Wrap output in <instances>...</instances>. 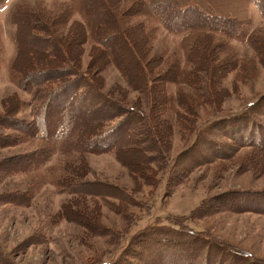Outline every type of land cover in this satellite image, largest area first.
I'll use <instances>...</instances> for the list:
<instances>
[{
    "label": "rangeland",
    "instance_id": "obj_1",
    "mask_svg": "<svg viewBox=\"0 0 264 264\" xmlns=\"http://www.w3.org/2000/svg\"><path fill=\"white\" fill-rule=\"evenodd\" d=\"M177 1L180 5L186 2ZM210 1L221 15L236 10L234 15L239 16L240 22L244 17L237 0ZM85 2L84 8L89 15H103L101 0ZM113 2L127 15L133 0ZM68 4L69 0H5L0 7V137L16 141L13 145L0 147V201L10 198L13 191L21 190L29 199L28 205L0 203V250L10 260L6 264H106L119 255L113 264L122 261L124 264H231L229 253L224 252L228 250L219 251L216 244L186 242L183 247L188 251L182 253V242L177 245L184 236L181 233L207 230L219 240L216 242L232 244L264 260V215L251 212H264V168L244 171L247 149L241 148L239 143V139L245 138L242 132L260 140L259 135L264 130V66L258 62L253 47V44L264 47V18L259 11L258 17H250V23L220 24L221 32L217 35L229 37L226 38L232 48L222 49L217 41H213L212 54L210 51L204 53L201 47L195 51L182 47L179 40L189 29L184 28L189 24L188 20L171 21L165 9H153L155 18L152 21L141 16L140 21L146 22L148 35L146 43L140 41L137 44L146 63L154 70V80L149 77L150 84L156 85L153 100L137 90L142 87L143 77L122 40L116 36L112 38L108 58L95 53L91 41L83 44L79 51L76 43H69L71 54L80 63L82 71L89 66L92 72L96 71L103 82L101 94L109 93L112 97L109 101L122 108L120 113L141 112L146 117L145 122L138 124L141 132L138 130L131 138V147L141 145L144 152L119 154L120 159L112 152L87 153L84 157L87 168L81 175L77 172L73 177L74 181L86 182L84 188L54 184L58 179L68 178L66 170H70L66 167L71 166L72 170L81 165L76 151H50L48 161L38 168L34 177L22 172L24 166H31L33 151L39 147L40 153L43 150L39 139L28 141L22 130L32 120V112L42 110L48 101V93L44 97L38 86L12 76L10 72L17 51L13 12L17 9L22 24L23 49L28 45L27 23L32 19L31 14H35L46 28L49 24L56 37L68 32L72 41H79L82 36L76 34L77 30L73 32L77 29L73 22H80L78 15H70L68 21L64 17V12L69 10ZM146 6L150 8L149 4ZM25 11L28 14L24 16ZM252 32L257 44L255 38L252 43L248 40ZM44 39L48 41V37ZM25 52H21V61L26 60ZM208 55L211 67L221 68L218 61L224 58L236 62L240 68L236 66L231 70L232 65L220 80L213 73L206 75L201 69L193 73L194 67H201V61L202 65H207ZM109 58L126 70L131 79L135 76V90ZM169 67L186 68L194 80L180 86L168 82L163 74ZM209 83L216 92L213 100L208 97L206 85ZM19 85L26 86L27 90ZM161 88L165 92L161 93ZM177 90L189 95V102L181 105L177 101L173 105L165 103L163 96H174ZM13 97L22 102V107L15 116L18 122L8 127L3 124L6 114L2 103ZM70 104L61 103L55 107L61 115L46 126L50 132L60 128L59 121L66 117L73 115L72 121L75 120L78 109L73 110ZM5 105L8 107L9 103L6 101ZM97 107L98 104H94L89 112L95 113ZM103 108L96 114H106L114 109ZM245 115L253 120L247 128L243 126ZM130 117L127 115L128 119ZM120 119L122 117L109 121V126L117 125ZM234 121L240 123L234 125ZM71 127L69 124L68 128ZM203 137L205 139L200 142ZM236 149L239 150L237 157L215 159L217 154L231 155ZM213 151L217 153L215 156H212ZM198 158H201L200 164L186 169ZM38 160L36 158L32 164ZM10 164L17 165L15 172L3 177L1 169ZM46 165L51 169L45 168ZM242 207L246 209H239ZM164 230L173 233L164 236L160 234ZM131 237L132 241L129 240ZM201 237H205L204 233ZM211 249L219 251L212 258L208 254L213 251Z\"/></svg>",
    "mask_w": 264,
    "mask_h": 264
},
{
    "label": "trees",
    "instance_id": "obj_2",
    "mask_svg": "<svg viewBox=\"0 0 264 264\" xmlns=\"http://www.w3.org/2000/svg\"><path fill=\"white\" fill-rule=\"evenodd\" d=\"M4 2L5 0H0V7ZM101 2L103 4V15H89L87 10L84 8L86 4L85 0H69V4L67 5V8L69 10H66L64 12V17L68 21L70 15L74 13L78 15L80 22H73V24L77 26V29H74L73 32L75 33L77 30L76 34L80 33L82 37L79 41H72V38L69 36L70 33L68 32L63 36L61 35L60 37H56L49 24L47 30L45 25L41 23V20L35 14H31L32 19L27 23L29 34L26 38V43H28V45L26 44L24 46V49L22 47V35L20 33L22 24L18 19L16 8V10L12 14V22L16 25L15 43L17 51L11 63V75L17 78H22V80L29 82L30 85L38 86L44 92V97L48 93V101L44 103L42 110H34L32 112V120L26 123V126L22 130V134L28 137V141H31V139H39L41 147L43 148L42 153H40V147L33 151L34 153L32 152L33 156L30 161L31 166H24L22 172L28 173L30 177H34V175L38 171V168L45 161H48V158L50 157V151H76V155L79 158V161H81V165H79V167H74L72 170L70 169L71 166L66 167L65 165V167L71 172L66 170V172L68 173V178L58 179L57 181H55L54 184L57 186L70 187L71 185H81L84 188L86 187V182L81 183V180L74 181L73 177L77 176V174H75L77 172L81 175L82 171L87 168L86 164L84 163V157L85 155H87V153L112 152L118 159L120 157L119 154H136L138 153V151L141 153L144 152L141 145H137L134 148L131 147V138L135 136V134H137L135 132H138V130L139 132H141L138 124L146 121L145 115L141 112L140 114H142V116L137 112L133 114L126 112L125 114L120 113L119 109L122 108L118 104L109 101L110 98H112L110 95H108L109 93L106 96L101 94V91L103 89V82H100L101 79L95 74L96 71L95 73L92 72L90 70V66L82 71L80 63H78L75 60V56L71 54L69 43H76L78 45L79 51L80 47L83 44L91 41L93 43L92 48L94 52L98 53L100 56L102 55L108 58L110 57L108 55V52L110 47L112 46V38L116 36L118 40H122L130 50L143 77L142 87H137V90L144 93L147 98H151V100H153L154 97L152 93L153 91H156V89L154 88L156 85L154 86L153 84H150L149 77L151 78V80H154V70L153 67H150L148 63H146L141 48L137 44V42L140 41H143L145 43L147 42L148 33L145 24L146 22L140 21L141 16H144L149 21H152L155 18L153 16V9H156L158 11L160 9H165L171 21L177 20L178 18L188 20L189 24H185L184 28L189 29H187V31H185V33L181 35L179 40L180 44L183 45L182 47H184L185 49L188 48L189 51H195V48L201 47L204 53H209L210 51L209 54H212L213 41H217L222 46V49L231 50L232 48L229 45V41L227 39L229 37H227L226 35L225 36L227 38L217 35V33L221 32L220 24L225 22L234 24H245V22H251L250 18H243L240 22L238 17L232 14L233 12H231L230 14L221 15V13H219L215 9L210 0H186V2L181 5L177 0H156L153 2H151V0H133L130 5L132 7L129 6V9L127 10V15L122 13L121 10H118V7H116L117 4L113 2V0H101ZM252 3H254L257 11H259V13L264 18V0H253ZM146 4H149V9L147 8ZM130 9L132 10L131 12ZM25 14L28 13L25 11L22 15L25 16ZM187 14L190 17L189 19H187L188 16L186 17ZM232 15L234 17H230ZM46 37H48V41L44 39ZM254 38V43H256V36L254 37V34L252 32L248 39L249 42H251V40L253 42ZM257 42L260 44L259 38L257 39ZM30 47L32 48L29 49ZM141 47L143 48V46ZM253 47L256 50L258 62L264 66V60L262 61V58L264 59V47H261V45L255 46L254 44ZM22 50L26 51V60L24 61H21ZM220 51L222 50L220 49ZM207 58V65H202L203 61H201V67H194V69L192 70L193 73L201 69L204 70L206 75H211L213 73L215 78L220 80V78H222L224 74L226 75V73L229 72L232 65L233 67L231 70L236 69V66H238L236 65V62H229L226 59L222 58L220 61H218L221 68L217 69L218 66L211 67L212 65L210 64L211 60L209 55L207 56ZM109 61L114 66H116L120 75L124 77L127 84L135 90V81L137 80L135 79V76H132L133 79H131L129 74L126 73L127 71L121 69L114 60L110 59ZM238 68L240 67L238 66ZM218 73L219 75L217 76ZM167 74H169V76ZM190 74L192 73L187 72L186 68L179 69L175 67H169L165 71L163 76L168 82L176 86H180L181 83L191 82L192 80H194L192 79ZM219 80H217V82ZM210 84L211 83L206 85L207 89L209 90L208 97L209 99L212 98L213 100V97H216V92L215 88H212ZM19 86L20 88L27 90L26 86ZM163 92H165V89L161 88V93ZM163 97L165 98L164 102L170 105H173L175 101H177L180 105L184 104V102H189V95L183 92H179L178 90L176 93H174V96L170 97L168 95H164ZM6 101L9 103L8 107L7 105H5ZM61 103H71L70 105L72 106L73 110L78 109V114L74 118L76 121H72L73 115L72 117L68 118L65 116L66 118L59 121V123L61 122L60 128H57L55 131L50 132L46 126H49V123L53 121V118L60 114L55 107H57V105ZM2 104L5 107L6 114L5 118L3 119L5 123L3 124L8 127H12V124H16L18 122L15 119V116L19 113L20 108L22 107V102L13 97L11 99H6ZM94 104H98L96 111L105 109L103 108L105 106H110L111 108L114 107V109H110L106 114L97 115L96 111L95 113L89 112ZM215 106L218 105L215 104ZM9 108L11 110H9ZM129 114L131 117L128 119L127 115ZM118 117H122V119L119 120L120 122L117 125L113 124L109 126V124H111V122ZM245 118L246 122L243 123V126L247 128V124L250 125L253 120L252 117H246V115ZM147 119L151 122V119L149 117ZM234 122V125L240 123L239 121ZM69 124L73 127L68 128ZM107 132L108 136L105 137L107 135ZM242 134L245 138L239 139L240 147H245L247 149L243 161L244 164H247L245 165L246 169L244 171L254 169L263 170L264 130L261 131L259 135L260 140H254L253 137H247V135L243 132ZM262 136L263 138H261ZM106 138L110 139L108 141H105ZM1 139H3V141ZM1 139L0 147L13 145L16 142L14 140L11 141V138L9 139L8 137H2ZM204 139V137L201 138L200 142ZM251 147H253V149ZM238 153L239 150L237 151L236 149L234 154L222 156L213 151L212 156H215L217 154L215 156L217 158L215 159L226 160L231 157H237ZM36 158H39V160L32 164V161H35ZM200 162L201 158H198L197 160H195V162L188 165L186 169H188V167H193L195 164H200ZM16 166L17 165L12 166L11 164L9 166H3V169H1V173L2 171L4 173L3 177L8 175L9 172L14 173ZM45 168H48L47 165L45 166ZM79 168H81V171L79 170ZM50 169L51 168H48V170ZM87 190L84 192L87 193L89 191ZM13 192L14 193H11L12 195L10 198H7V200L2 199L0 203L7 202L14 206L29 204V199L22 190ZM243 208L245 207L239 209ZM251 212L259 213V216L264 215V212L261 211L255 212L254 210H251ZM160 226L165 225L161 224ZM148 230L147 232H149ZM151 232H154V230ZM151 232H149V234ZM172 233L173 232L171 231H160V234L164 236L170 235ZM202 233H204L205 237H201ZM180 235L184 236L181 237L179 241H177V245L180 242H182L183 244L186 242L195 243V241H202L206 245L216 244V246H218L219 248V251H223L224 248L227 249L228 251L224 250V252L229 253L228 255L231 259V264H241V262L246 264H264V260H259L253 254L243 251L232 244L222 241L216 242L217 239L213 237L208 230L204 232L195 231L194 233H181ZM132 238L133 237H131L129 240L132 241ZM185 245L187 244H183L181 247L182 253L188 251L184 249L183 246ZM123 247L121 249H123ZM219 251L213 250L208 254L210 255V258H212V256L217 255ZM119 256H117L116 259ZM116 259L114 258L113 262H107L106 264H113ZM7 261L10 262V260L6 259V254L0 250V264H6ZM99 264H105V262H101ZM120 264H124V261H122Z\"/></svg>",
    "mask_w": 264,
    "mask_h": 264
},
{
    "label": "crops",
    "instance_id": "obj_3",
    "mask_svg": "<svg viewBox=\"0 0 264 264\" xmlns=\"http://www.w3.org/2000/svg\"><path fill=\"white\" fill-rule=\"evenodd\" d=\"M240 3V12L241 14L244 15L243 18L248 19V18H254V17H258L259 13L257 11L256 8H254V4L252 3L253 0H237ZM232 12V11H230ZM237 13L236 10H234V12L232 14ZM237 17H239L238 15H235ZM241 18V19H243ZM250 18V19H251ZM252 22V20H251ZM246 23V22H245Z\"/></svg>",
    "mask_w": 264,
    "mask_h": 264
}]
</instances>
